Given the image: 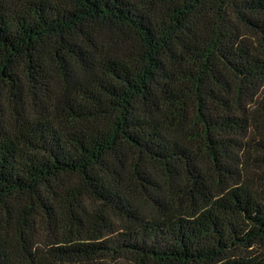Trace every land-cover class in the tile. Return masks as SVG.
<instances>
[{
    "label": "trees",
    "instance_id": "1",
    "mask_svg": "<svg viewBox=\"0 0 264 264\" xmlns=\"http://www.w3.org/2000/svg\"><path fill=\"white\" fill-rule=\"evenodd\" d=\"M0 264H264V0H0Z\"/></svg>",
    "mask_w": 264,
    "mask_h": 264
}]
</instances>
